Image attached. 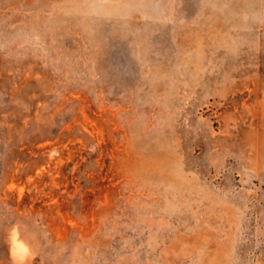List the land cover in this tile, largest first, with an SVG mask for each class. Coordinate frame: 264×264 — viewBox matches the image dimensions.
<instances>
[{
    "label": "rangeland",
    "instance_id": "obj_1",
    "mask_svg": "<svg viewBox=\"0 0 264 264\" xmlns=\"http://www.w3.org/2000/svg\"><path fill=\"white\" fill-rule=\"evenodd\" d=\"M0 264H264V0H0Z\"/></svg>",
    "mask_w": 264,
    "mask_h": 264
},
{
    "label": "bare ground",
    "instance_id": "obj_2",
    "mask_svg": "<svg viewBox=\"0 0 264 264\" xmlns=\"http://www.w3.org/2000/svg\"><path fill=\"white\" fill-rule=\"evenodd\" d=\"M18 243H19V241H18Z\"/></svg>",
    "mask_w": 264,
    "mask_h": 264
}]
</instances>
